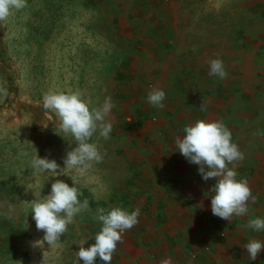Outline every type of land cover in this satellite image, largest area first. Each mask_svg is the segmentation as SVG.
<instances>
[{"label":"rangeland","instance_id":"obj_1","mask_svg":"<svg viewBox=\"0 0 264 264\" xmlns=\"http://www.w3.org/2000/svg\"><path fill=\"white\" fill-rule=\"evenodd\" d=\"M128 44L136 56L134 45L148 51L136 64L131 93L119 91L118 63L111 61ZM216 58L227 77L233 71L239 83L262 74L264 0H27L26 8L0 21V264H77L80 242L90 246L101 229L97 208L113 207L106 184L131 171L127 157L141 154L149 133L139 124L154 128L169 120L166 64L180 79L189 74L191 86H206L208 97L209 87L220 79L209 75ZM153 87L166 94L162 108L148 103ZM70 90L81 91L90 108L101 107L106 97L114 104L106 118L110 138L97 132L90 140L103 159L86 168H65L67 151L76 144L60 128L55 112L43 107L45 93ZM141 109L147 115H139ZM35 148L41 158L65 168L60 176L31 167ZM55 179L78 187V199L87 198L89 209L49 245L32 219L31 201L49 194ZM146 217L159 223L166 213L139 215ZM111 264L119 261L112 258Z\"/></svg>","mask_w":264,"mask_h":264},{"label":"crops","instance_id":"obj_2","mask_svg":"<svg viewBox=\"0 0 264 264\" xmlns=\"http://www.w3.org/2000/svg\"><path fill=\"white\" fill-rule=\"evenodd\" d=\"M129 46L123 55L120 52L111 60L118 63L116 84L122 83L119 91L125 93H131L138 78L136 64L148 52L134 45L136 56L134 50L128 51ZM166 67L169 107L165 114L169 120L154 128L139 124L140 130L149 134L144 137L141 154L127 157V163L135 167L106 184L113 201L109 206L129 212L166 213V218L159 223L150 222L148 215L139 219L137 225L123 232L112 258L119 264H160L163 258H170L171 264H264V250L253 261L243 248L252 239L264 243V230L246 227L249 219L264 218V69L259 77L240 83L237 74L229 72L225 80L218 79L209 87L207 97L206 86H191L189 74L182 73L180 79L178 73L173 75L175 68L170 62ZM143 112L139 115H147ZM198 119L223 122L232 133L231 141L244 154L242 161L229 167L237 172V180H248L256 197L255 202L249 199L246 215H233L229 221L214 216L210 202L215 178L203 180L199 166L189 163L178 151L177 136L184 135L185 126ZM90 196L99 200L92 193ZM101 204L105 205L103 201Z\"/></svg>","mask_w":264,"mask_h":264},{"label":"clouds","instance_id":"obj_3","mask_svg":"<svg viewBox=\"0 0 264 264\" xmlns=\"http://www.w3.org/2000/svg\"><path fill=\"white\" fill-rule=\"evenodd\" d=\"M27 7V0H0V21L6 20L13 10L19 11ZM209 75L220 79L227 77L223 61L212 59L209 63ZM162 89L153 87L147 94L148 103L156 108H162L165 99ZM43 107L55 112L60 128L66 134L70 133L76 146L67 151L64 158L65 168L88 167L90 162H101L103 155L96 143L90 142L93 135L109 139L112 126L107 122L111 109L114 107L111 97H106L101 107H89L79 90L50 91L43 95ZM200 107H205L202 102ZM184 135L177 136L175 144L186 160L198 165V172L207 181L215 178L211 188V212L220 219L229 221L233 215L243 216L249 211L248 201L255 202L246 178L237 180V172L229 165H234L244 159V154L238 145L231 141L232 133L221 121H206L198 119L183 129ZM27 155V153H23ZM31 167L39 173L51 172L60 176L65 168L48 157L41 158L37 149L31 157ZM59 170V171H58ZM82 195L78 187L61 179L51 183L49 194L31 201L32 219L38 231L44 232L43 240L49 245L57 243L67 232V226L74 223V217L89 209L87 198L81 202ZM96 219L101 223L100 231L94 237V243L85 247L82 240L76 252L77 264H95L97 258L104 264H111L117 244L122 242V233L132 229L139 223V209L131 212L121 207H111L110 210L97 208ZM247 228L259 232L264 230V218H252L246 224ZM251 260H256L264 250V243L252 239L243 245ZM160 264H171L170 258H163Z\"/></svg>","mask_w":264,"mask_h":264},{"label":"built area","instance_id":"obj_4","mask_svg":"<svg viewBox=\"0 0 264 264\" xmlns=\"http://www.w3.org/2000/svg\"><path fill=\"white\" fill-rule=\"evenodd\" d=\"M152 120H155V118H152Z\"/></svg>","mask_w":264,"mask_h":264}]
</instances>
